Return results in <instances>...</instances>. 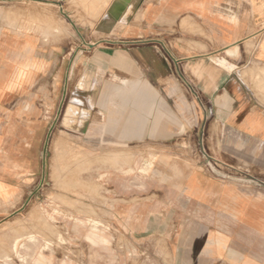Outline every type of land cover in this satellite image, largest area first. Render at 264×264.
Masks as SVG:
<instances>
[{
	"label": "crops",
	"instance_id": "obj_1",
	"mask_svg": "<svg viewBox=\"0 0 264 264\" xmlns=\"http://www.w3.org/2000/svg\"><path fill=\"white\" fill-rule=\"evenodd\" d=\"M58 2L0 0V227L10 237L38 227L14 220L45 170L55 91L68 89L54 77L77 52L60 131L96 149V179L109 190L103 221L131 238L167 239L172 264H264V0H114L99 19L124 20L117 41L96 40L87 54L70 47ZM72 97L87 112L81 123L67 112ZM197 144L223 168L250 172L209 169L186 150ZM149 148L152 170L122 173ZM123 178L140 186L122 193ZM57 250L68 264L69 248ZM42 254L37 264H56Z\"/></svg>",
	"mask_w": 264,
	"mask_h": 264
},
{
	"label": "rangeland",
	"instance_id": "obj_2",
	"mask_svg": "<svg viewBox=\"0 0 264 264\" xmlns=\"http://www.w3.org/2000/svg\"><path fill=\"white\" fill-rule=\"evenodd\" d=\"M112 2L114 0H63L57 3L55 10L60 17L62 9L68 11L70 47L84 48L80 53L87 54L89 45L96 43V40L107 45L117 41L115 33L123 26L124 20L99 19L115 8ZM79 25L87 26L81 28ZM76 54L69 52L67 71L63 69V75L54 77V82H63L68 89L62 97L60 89L59 92L54 89L58 99L53 104V124L44 148L45 170L37 177L30 193L20 199V215L14 220L15 224L21 225L30 220L36 221L38 227L30 230L22 226L21 231L11 237L8 236L11 235L8 229L0 227V264H37L43 258V250L53 253V261L60 264L57 249H61L62 243L72 253V258L66 260L68 264H172L167 239L131 238L125 235V229L110 228L103 221L104 217L108 218V213H99L98 206L108 205L109 190L103 174L98 175L100 179H96V149L79 146L75 132L60 131L62 119L67 118V115H62V111L71 92V83L78 76L74 62ZM73 99L76 100L72 97L67 112L77 114L81 123L87 112L80 106V100L71 106ZM155 150L149 148L143 164H129L128 169L121 170L122 173L130 174L136 169L148 173L157 161ZM186 150H191L211 170L250 172L236 167L223 168L218 157L214 154L206 156L205 149L198 144L196 148L187 147ZM170 151L176 153L175 149ZM131 182L136 187L140 186L136 179L128 181L123 178L117 180L118 190L124 193ZM3 237L9 240L5 249ZM25 239L33 243V248L23 243ZM81 241H84V260L78 263L77 248L80 249L81 244L78 242ZM109 252L115 254L116 258L109 261Z\"/></svg>",
	"mask_w": 264,
	"mask_h": 264
},
{
	"label": "bare ground",
	"instance_id": "obj_3",
	"mask_svg": "<svg viewBox=\"0 0 264 264\" xmlns=\"http://www.w3.org/2000/svg\"><path fill=\"white\" fill-rule=\"evenodd\" d=\"M76 101H79V99L78 98H76V100L73 99V102H71V106L74 105L76 103Z\"/></svg>",
	"mask_w": 264,
	"mask_h": 264
}]
</instances>
